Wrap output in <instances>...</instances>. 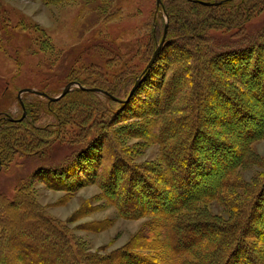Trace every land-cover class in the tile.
<instances>
[{
  "label": "trees",
  "instance_id": "obj_1",
  "mask_svg": "<svg viewBox=\"0 0 264 264\" xmlns=\"http://www.w3.org/2000/svg\"><path fill=\"white\" fill-rule=\"evenodd\" d=\"M260 4L264 5V0H228L219 5L196 0L161 1L159 12L165 14L166 20L163 19L159 29V42L167 24L162 49L169 42L174 45V51L182 52L174 60L173 68L165 71L161 93L157 94V141L167 168H160L157 182L144 173L134 172L139 190L126 180L118 196L117 174H114L123 163L119 159L106 181L105 187L117 193L121 214L136 218L150 212L159 217L161 220L153 221L148 228L157 238V248L166 245L179 257L189 256L193 261L189 264H264V169L255 172L249 180H241L243 170L253 165L264 167L263 157L252 145L255 140L264 139V27L257 32L248 30ZM183 8L186 14L180 12ZM4 26L0 30L2 38L8 33ZM214 29L221 30L219 35L213 33ZM95 41L91 38L82 45L87 50ZM150 70L141 77L139 85ZM190 73L189 85L182 87L184 79L179 76ZM140 75H130L129 87L121 84L114 89L78 80L83 88L73 86L56 100L49 99L51 89L44 87L38 90L48 98L25 93L23 105L20 103L23 112L26 110L22 119L13 116L8 107L0 111V131L5 129L0 134L3 145H0V169L5 165V153L11 157L36 141L59 137L68 115L59 105L68 94L85 93L95 100L100 97L124 107L133 96L134 93L128 98ZM94 87L103 91L91 89ZM163 90L168 92V101ZM5 94L4 91L1 95ZM28 134L31 137L27 140ZM40 151L27 153L34 155ZM15 198L9 201L11 205ZM23 200L22 214L29 219L23 226L37 235H25L21 227H5L6 240L15 244L18 258L1 260V264H82L66 232L33 208L28 199ZM213 200L224 208L225 217L221 215L224 212L210 211ZM162 236L164 240L158 239ZM49 246L58 248L52 250ZM11 247L8 245V249ZM115 256L121 262L129 258L134 264H157L126 250ZM90 259L99 263L109 261L96 255Z\"/></svg>",
  "mask_w": 264,
  "mask_h": 264
},
{
  "label": "rangeland",
  "instance_id": "obj_2",
  "mask_svg": "<svg viewBox=\"0 0 264 264\" xmlns=\"http://www.w3.org/2000/svg\"><path fill=\"white\" fill-rule=\"evenodd\" d=\"M160 4L158 0H0V30L4 24L8 28L5 38L0 33V111L8 107L13 116L21 117L23 109L18 96L22 89L44 87L51 89V97H56L75 81L69 79L113 89L121 84L129 87L130 75L142 73L159 42V29L166 20L165 14L159 12ZM258 6L249 31L264 27V5ZM180 12L186 14L187 10ZM220 32L213 30L215 35ZM91 38L96 41L86 50L82 44ZM75 47L77 51H73ZM181 55L182 52L174 51L172 43H165L124 107L100 97L95 100L85 93L68 94L59 105L68 115L63 117V130L57 139L52 135V139L36 141L11 157L5 153V165L0 169V261L18 258L15 244L6 240L5 227H21L23 234L37 235L23 226L29 222L22 214L23 199H28L33 208L66 232L82 264H134L129 258L121 262L115 256L124 250L152 259L149 263L193 262L189 256L175 255L166 245L157 248V238L148 228L161 219L150 212L136 218L123 216L117 193L105 187L119 159L123 163L114 170L118 196L126 180L139 190L134 172L157 182L160 168H167L157 141V94L161 93L165 71L173 68L174 60ZM190 75L179 76L184 79L182 87L189 85ZM4 91L6 96L1 95ZM27 92L21 93V98ZM163 93L168 101V92ZM64 103L65 107H61ZM3 132L5 129L0 134ZM30 137L28 134L27 140ZM0 145L3 147L1 142ZM252 145L264 160V139H257ZM37 149H41L37 154L27 153ZM263 169L253 165L243 170L241 180H249ZM15 196L16 202L11 205L9 201ZM209 206L214 213L224 212L217 200ZM221 215L225 217L226 213ZM158 239L164 240L163 236ZM8 245L12 247L8 249ZM93 255L108 259L109 263L93 261Z\"/></svg>",
  "mask_w": 264,
  "mask_h": 264
},
{
  "label": "water",
  "instance_id": "obj_3",
  "mask_svg": "<svg viewBox=\"0 0 264 264\" xmlns=\"http://www.w3.org/2000/svg\"><path fill=\"white\" fill-rule=\"evenodd\" d=\"M162 0H158V5L161 3ZM198 2H201L202 4H206V5H219V4H222L223 2L225 1H228V0H216V1H205V0H196ZM167 31H168V25L166 24L165 26V29H164V33H163V36H162V39L161 41L159 42V44L157 45L156 49L154 50L153 54H152V57L150 59V61L148 62V64L146 65V67L144 68V70L142 71L140 77L137 79L135 85L133 86V88L131 89L129 95H128V98L136 91V89L138 88V85L141 81V77L144 75V73L152 67V65L154 64V62L156 61V58L159 54V52L161 51L162 47H163V44L166 40V37H167ZM73 85H76L78 87H84L82 86L78 81H73V82H70L66 85V87L63 89V91L61 92L60 95L56 96V97H51V96H48L50 100H56V99H59L60 97L64 96L70 89ZM93 90H98V91H103L102 89L100 88H91ZM27 91H34L36 92L37 94H42V95H46V93L42 92V91H38V90H35V89H32V88H24L20 91L19 93V101L20 103L23 105V101H22V98H21V93L23 92H27ZM125 101V100H123ZM24 108V106H23ZM26 115V110L24 109V112H23V115L20 117V119H22L24 116ZM10 119H13V117L9 116Z\"/></svg>",
  "mask_w": 264,
  "mask_h": 264
}]
</instances>
